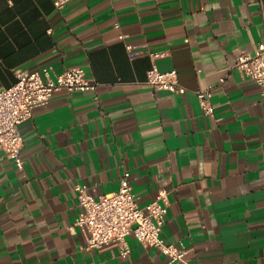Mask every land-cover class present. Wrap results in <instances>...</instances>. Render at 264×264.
I'll return each mask as SVG.
<instances>
[{
    "label": "crops",
    "instance_id": "obj_1",
    "mask_svg": "<svg viewBox=\"0 0 264 264\" xmlns=\"http://www.w3.org/2000/svg\"><path fill=\"white\" fill-rule=\"evenodd\" d=\"M262 41L264 0H0V86L46 65L98 83L34 108L23 168L0 159V264H175L133 234L127 255L116 242L87 248L74 225L75 183L98 196L126 170L141 204L167 189L162 235L192 263L264 264V99L235 67ZM153 50L184 93L146 81ZM209 85L213 115L195 92Z\"/></svg>",
    "mask_w": 264,
    "mask_h": 264
},
{
    "label": "built area",
    "instance_id": "obj_2",
    "mask_svg": "<svg viewBox=\"0 0 264 264\" xmlns=\"http://www.w3.org/2000/svg\"><path fill=\"white\" fill-rule=\"evenodd\" d=\"M68 1L54 0V3L61 9ZM115 25L119 26V22ZM119 37L124 40L126 34L121 32ZM125 45L130 55L137 53L135 44L126 41ZM150 54L152 65L147 71L146 81L159 89L184 93L187 87L180 82L177 70H161L157 65L156 59L167 54V51L153 50ZM235 67L242 75L258 83L264 99V41L259 43L254 52L242 50L237 56ZM97 84L81 66H71L62 72H55L53 65L35 70L20 69L13 84L0 86V159L13 157L16 165L23 168L20 125L33 116L34 108L46 103L59 89L94 90ZM195 92L202 110L213 115V87L198 88ZM75 189L79 210L74 225L86 233L87 248L116 242L121 254L127 255L131 251L127 236L133 234L143 244L155 246L165 253L170 262L194 264L188 258V249L184 245L168 242L162 235L170 204L167 189H160L153 199L141 204L128 170L124 172L120 186L115 191L96 196L89 192L88 184L84 182H76Z\"/></svg>",
    "mask_w": 264,
    "mask_h": 264
}]
</instances>
